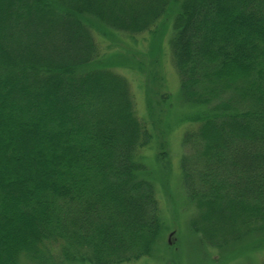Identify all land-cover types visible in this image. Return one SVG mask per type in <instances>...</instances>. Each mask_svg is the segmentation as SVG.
<instances>
[{"label": "trees", "instance_id": "1", "mask_svg": "<svg viewBox=\"0 0 264 264\" xmlns=\"http://www.w3.org/2000/svg\"><path fill=\"white\" fill-rule=\"evenodd\" d=\"M167 19L181 100L197 108L182 136L192 229L217 249L264 232V0H0V264L151 256L153 135L114 70L140 64L101 47L147 33L160 54Z\"/></svg>", "mask_w": 264, "mask_h": 264}, {"label": "rangeland", "instance_id": "2", "mask_svg": "<svg viewBox=\"0 0 264 264\" xmlns=\"http://www.w3.org/2000/svg\"><path fill=\"white\" fill-rule=\"evenodd\" d=\"M165 25L160 54L156 48L154 53L150 51L152 39L147 33L122 38V42L106 37L101 47L107 54H114L113 60L119 65L125 62L120 52L129 50L127 56L140 64L132 66L128 63L130 67H115L114 70L129 81L136 113L153 135L148 147L143 150V161L154 185L162 222L161 235L151 256L121 264H262L264 238H259L264 237V232L217 249L207 246L201 233L192 229L191 219L196 209L187 199L181 162L182 158H187L191 167L193 155L190 147L183 144L182 136L196 129V124L188 118L197 108L189 107L181 100L166 42L171 33L169 19ZM168 94L170 99L166 103L155 102L158 97ZM146 97L150 99L149 107ZM256 244H260L259 248L252 249Z\"/></svg>", "mask_w": 264, "mask_h": 264}]
</instances>
